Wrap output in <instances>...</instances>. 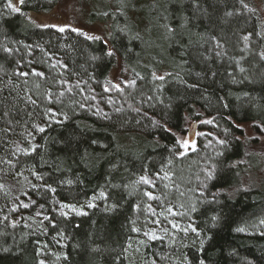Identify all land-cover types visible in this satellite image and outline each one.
<instances>
[{"label": "trees", "instance_id": "obj_1", "mask_svg": "<svg viewBox=\"0 0 264 264\" xmlns=\"http://www.w3.org/2000/svg\"><path fill=\"white\" fill-rule=\"evenodd\" d=\"M60 1L0 0V264H264V180L242 187L264 165L239 127L264 129L257 0H115L131 17L108 42L27 18ZM118 61L131 84L108 90Z\"/></svg>", "mask_w": 264, "mask_h": 264}, {"label": "rangeland", "instance_id": "obj_2", "mask_svg": "<svg viewBox=\"0 0 264 264\" xmlns=\"http://www.w3.org/2000/svg\"><path fill=\"white\" fill-rule=\"evenodd\" d=\"M105 1L108 2V7H103L102 4L101 6H98L99 0H85L82 2L79 0H61L49 10L39 12L28 11L26 12V15L30 21L38 26H50L57 29L63 28L64 30L72 29L85 36L101 38L108 42V37L111 34V21L116 20L121 25L125 21H130L129 19L131 15L128 16L114 13L112 8L116 7L114 6L115 0ZM11 3L15 7L21 8L22 11V5L19 3V0H11ZM256 3L264 23V0H257ZM97 15H101L102 17L100 18V16ZM146 20L149 23V11L146 14ZM130 84L131 76L129 71L124 67L121 61H118L109 76L107 89H121ZM193 123H196V121H191L187 125L186 133L181 137V152L185 154L191 152L195 148V146L189 144L186 137L187 132L191 129ZM239 127L242 129L243 135L241 136V139L246 144L248 153L261 158L264 165V129L258 123L253 122L239 124ZM204 131H201L198 125L197 138ZM185 142L188 144L187 148L184 147ZM263 180L264 168L257 174L249 173L246 175L242 187L247 188L253 185H258ZM21 181H24V178ZM87 206L88 205L72 206L66 207V209L71 212L74 207L76 212H81ZM156 234L157 233H155V235Z\"/></svg>", "mask_w": 264, "mask_h": 264}, {"label": "snow or ice", "instance_id": "obj_3", "mask_svg": "<svg viewBox=\"0 0 264 264\" xmlns=\"http://www.w3.org/2000/svg\"><path fill=\"white\" fill-rule=\"evenodd\" d=\"M241 2H243V0H241ZM19 3H20L21 5H24L25 0H19ZM6 6H7L9 9H11L12 12H14V13H21V14H22V12H21V8H19V7H15V6L11 3V0H9V3H8ZM245 7H247V5H245ZM228 15H232V13H228ZM59 30H60V31H64L63 28H61V29H59ZM89 39H92V37H89ZM244 40H245V42H246V41L248 40V36H245V37H244ZM112 54H113V53H111V52L108 53V55H112ZM262 55H264V53H262ZM21 75H27V73H21ZM38 75H42V73H38ZM156 78H157V79H160V80H163V79H164L163 76H161V77H156ZM208 123H211V121H208ZM39 131L43 132L44 129H43V128H40ZM184 147H185V148L188 147L187 142H185ZM209 176L211 177V173H209ZM39 178H40V177H37V179H39ZM141 179H142V181H143L144 183H150V181H148L146 178H141ZM51 191L54 192L55 189H51ZM145 195H147L150 199H158L157 197H154L151 193H147V192H146ZM101 196H104V193H101ZM94 206H95V205H93V204H91V203L88 205V207H94ZM23 207L27 208V207H29V205H28V204H23ZM62 207H72V206H70V205H62ZM193 210L195 211V209H193ZM73 211H75V208H74V207H73ZM169 211H171V209H169ZM80 214H84V213H80ZM63 215H67V213H63ZM46 219H47V217H46ZM214 219H215V218H214ZM156 223H159V221H156ZM172 227H173V228H176V227H178V225L173 224ZM189 227H191V226H189ZM134 230H136V229H134ZM191 230H192L194 233H196L197 236H200V232L197 231L196 228H191ZM137 231H138V230H137ZM183 231L187 232L188 229L185 228V229H183ZM237 231H243V229H237ZM145 235L149 236L150 239H157V238H158V237L155 235V233H145ZM202 243H203V242H202ZM41 264H43V262H41ZM198 264H204V261H203V260H199Z\"/></svg>", "mask_w": 264, "mask_h": 264}, {"label": "water", "instance_id": "obj_4", "mask_svg": "<svg viewBox=\"0 0 264 264\" xmlns=\"http://www.w3.org/2000/svg\"><path fill=\"white\" fill-rule=\"evenodd\" d=\"M197 126L198 123H193L191 129L187 132L186 136L189 144L195 146V148L197 145Z\"/></svg>", "mask_w": 264, "mask_h": 264}]
</instances>
